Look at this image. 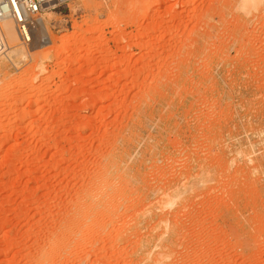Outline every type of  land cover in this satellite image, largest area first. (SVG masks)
<instances>
[{
  "label": "rangeland",
  "instance_id": "obj_1",
  "mask_svg": "<svg viewBox=\"0 0 264 264\" xmlns=\"http://www.w3.org/2000/svg\"><path fill=\"white\" fill-rule=\"evenodd\" d=\"M234 2L0 23V264H264V0Z\"/></svg>",
  "mask_w": 264,
  "mask_h": 264
},
{
  "label": "built area",
  "instance_id": "obj_2",
  "mask_svg": "<svg viewBox=\"0 0 264 264\" xmlns=\"http://www.w3.org/2000/svg\"><path fill=\"white\" fill-rule=\"evenodd\" d=\"M52 0H0V23L4 19L11 20L16 28L20 42H30V29L35 16L42 6Z\"/></svg>",
  "mask_w": 264,
  "mask_h": 264
},
{
  "label": "bare ground",
  "instance_id": "obj_3",
  "mask_svg": "<svg viewBox=\"0 0 264 264\" xmlns=\"http://www.w3.org/2000/svg\"><path fill=\"white\" fill-rule=\"evenodd\" d=\"M262 1V0H261ZM261 1H259V0H236V2H238V3H240V5H241V7L242 8H248L249 10L252 8L253 9V7H257L258 6V3L259 2H261ZM233 2V1H232ZM236 2H234V3H236ZM262 3V2H261ZM216 4V3H215ZM242 8H240V9H242ZM256 10H258L257 8H255ZM249 10H247V11H249ZM260 10V9H259ZM258 10V11H259ZM246 11V12H247ZM251 11V10H250ZM245 12V13H246ZM249 13H251V12H249ZM9 47V43H8V41H7V39H6V37L5 36H2V35H0V49H7ZM18 51V50H17ZM8 52V51H7ZM12 52V51H11ZM10 52V53H11ZM9 53V54H10ZM8 54V55H9ZM22 54V53H21ZM7 55V56H8ZM12 55V54H11ZM10 59V58H9Z\"/></svg>",
  "mask_w": 264,
  "mask_h": 264
}]
</instances>
